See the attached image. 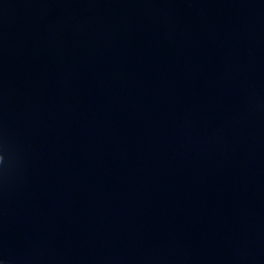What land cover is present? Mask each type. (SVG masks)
I'll return each instance as SVG.
<instances>
[{
	"label": "water",
	"instance_id": "1",
	"mask_svg": "<svg viewBox=\"0 0 264 264\" xmlns=\"http://www.w3.org/2000/svg\"><path fill=\"white\" fill-rule=\"evenodd\" d=\"M0 259L264 264V0H0Z\"/></svg>",
	"mask_w": 264,
	"mask_h": 264
},
{
	"label": "clouds",
	"instance_id": "2",
	"mask_svg": "<svg viewBox=\"0 0 264 264\" xmlns=\"http://www.w3.org/2000/svg\"><path fill=\"white\" fill-rule=\"evenodd\" d=\"M3 160H4L3 154H0V162H3ZM2 264H11V262L2 259Z\"/></svg>",
	"mask_w": 264,
	"mask_h": 264
},
{
	"label": "snow or ice",
	"instance_id": "3",
	"mask_svg": "<svg viewBox=\"0 0 264 264\" xmlns=\"http://www.w3.org/2000/svg\"><path fill=\"white\" fill-rule=\"evenodd\" d=\"M0 264H2V259H0Z\"/></svg>",
	"mask_w": 264,
	"mask_h": 264
}]
</instances>
